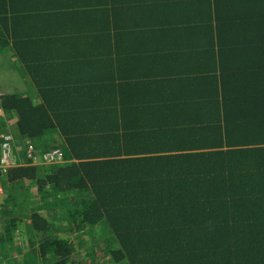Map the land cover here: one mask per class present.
Masks as SVG:
<instances>
[{
    "label": "trees",
    "instance_id": "1",
    "mask_svg": "<svg viewBox=\"0 0 264 264\" xmlns=\"http://www.w3.org/2000/svg\"><path fill=\"white\" fill-rule=\"evenodd\" d=\"M6 51L62 160L1 174L0 264H264V0H0Z\"/></svg>",
    "mask_w": 264,
    "mask_h": 264
},
{
    "label": "built area",
    "instance_id": "2",
    "mask_svg": "<svg viewBox=\"0 0 264 264\" xmlns=\"http://www.w3.org/2000/svg\"><path fill=\"white\" fill-rule=\"evenodd\" d=\"M0 113L2 114V112ZM26 153V160L23 161L16 151L12 136L9 133L0 134V175L5 173L9 168L26 163H31L32 165H50L62 160V153L58 149L37 153L29 145L26 148Z\"/></svg>",
    "mask_w": 264,
    "mask_h": 264
},
{
    "label": "rangeland",
    "instance_id": "3",
    "mask_svg": "<svg viewBox=\"0 0 264 264\" xmlns=\"http://www.w3.org/2000/svg\"><path fill=\"white\" fill-rule=\"evenodd\" d=\"M12 54L11 52H3V53H0V92L2 91L3 88H8V90L12 91L15 89V91L17 92H24V90H27V85L24 84V80L22 79V76H20V73L16 70L18 64L17 62L15 61V59L13 60L11 58ZM0 112H2V114L0 113V116H4V113L3 111L1 110ZM10 119H6V121H8ZM4 132V133H3ZM0 134H6V132L2 129V131L0 132ZM14 145L16 143V141L14 140L13 141ZM21 144L19 145H15L17 148H16V151L18 153H22L23 152V161H25V157H26V148L27 146L29 145H26V148L25 150L23 149L22 145L20 146ZM39 164V163H38ZM39 166V165H38ZM1 176V175H0ZM0 195L3 196V189L0 185ZM22 198V197H21ZM23 199V198H22ZM23 200H26L28 201V203L30 204L32 201V199H23ZM17 238H20L19 236H17ZM88 239H86L87 241ZM82 242L81 245H85L87 244V242ZM24 249H22L21 245H19L18 247V251L20 253L23 252ZM83 251V250H81ZM17 252V250L14 251V253L12 254L13 257H17L20 255V253ZM78 252H80V249H78ZM8 258H5L3 259L4 261L7 260ZM10 261V260H8Z\"/></svg>",
    "mask_w": 264,
    "mask_h": 264
},
{
    "label": "crops",
    "instance_id": "4",
    "mask_svg": "<svg viewBox=\"0 0 264 264\" xmlns=\"http://www.w3.org/2000/svg\"><path fill=\"white\" fill-rule=\"evenodd\" d=\"M6 53H7V51H6ZM15 90V89H14ZM13 91V90H12ZM4 92H7V93H9V92H11L10 90H8V88H3L2 89V91L0 92V94H2V93H4ZM12 121L13 120H8V121H5V125L3 126V130L4 131H6L7 129H8V131L9 130H12L13 129V126H12ZM14 139V138H13ZM15 141H16V145H19V144H21V142L19 141V140H17L16 138H15ZM17 148V147H16ZM18 149V148H17ZM19 150V149H18ZM19 157L23 160V158H24V156H22L20 153H19Z\"/></svg>",
    "mask_w": 264,
    "mask_h": 264
}]
</instances>
